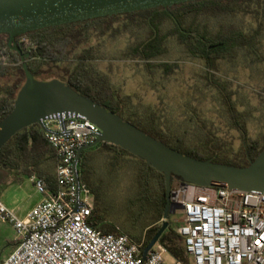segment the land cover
<instances>
[{"label":"trees","instance_id":"obj_1","mask_svg":"<svg viewBox=\"0 0 264 264\" xmlns=\"http://www.w3.org/2000/svg\"><path fill=\"white\" fill-rule=\"evenodd\" d=\"M107 33L114 38L129 35L130 39L120 49L106 51L97 44L75 53L93 34ZM15 41L21 52L28 54L26 63L35 79L51 78L47 71L51 64L66 62V83L76 92L183 155L248 166L264 149V79L256 96L257 103L253 104L251 91L232 74L237 68H243L258 72L264 78V0L193 1L168 9L160 7L41 29L21 35ZM102 60L138 61L149 80L168 78L180 62L199 63L201 68L195 71V85L200 93L210 96L211 113L216 119L205 116L193 104L196 98L183 102L179 119L165 109L157 112L150 106L132 103L129 96H122L107 84L105 75L87 68ZM0 79L3 81L1 121L12 111L16 95L25 82L20 55L8 47L6 35H0ZM215 120L226 130L240 134L239 150L225 145L219 136L221 126ZM256 123L260 130L253 138L249 128ZM26 131L27 135L22 137ZM39 140L47 142L45 133L38 125H32L8 141L0 149V155L22 154L26 145L33 146ZM98 147L108 154L109 160L106 163L99 160L105 170L93 172L85 155ZM78 166L79 179L91 193L92 182L98 181L101 185L106 175L119 174L125 178L129 200L138 204L141 212L149 213L138 236L130 235L134 223L111 222L108 211L101 208L100 200L94 196L89 224L102 233L127 235L134 242H141L144 250L161 227L156 224L162 220L165 208L164 176L119 146L108 143L84 151ZM158 242L177 261L189 264L184 241L174 228L168 227ZM16 244L15 240L13 248Z\"/></svg>","mask_w":264,"mask_h":264},{"label":"built area","instance_id":"obj_2","mask_svg":"<svg viewBox=\"0 0 264 264\" xmlns=\"http://www.w3.org/2000/svg\"><path fill=\"white\" fill-rule=\"evenodd\" d=\"M55 131L45 133L57 158L55 190L32 177L45 197L23 219L0 201V219L12 226L17 241L0 264H165L167 250L159 242L144 259L141 242L89 224L94 198L79 179L75 159L78 148L97 138L99 128L84 118H69L63 130ZM170 203L183 207L175 231L189 264H264V194L176 181Z\"/></svg>","mask_w":264,"mask_h":264},{"label":"water","instance_id":"obj_3","mask_svg":"<svg viewBox=\"0 0 264 264\" xmlns=\"http://www.w3.org/2000/svg\"><path fill=\"white\" fill-rule=\"evenodd\" d=\"M193 1L201 0H0V35H6L8 47L20 55L25 75L12 111L0 121V149L18 132L32 125H38L44 133H55L47 127V122H55L59 130H63L65 120L84 118L97 126L100 133L92 143L78 148L75 164H79L84 151L108 143L119 146L161 173L165 182V208L160 229L143 250L144 259L168 229L169 216L183 209L180 204L170 203L174 181L264 194V149L248 166L183 155L79 94L67 83L56 79L36 80L26 63L28 54L21 52L15 39L41 29L160 7L168 9Z\"/></svg>","mask_w":264,"mask_h":264},{"label":"rangeland","instance_id":"obj_4","mask_svg":"<svg viewBox=\"0 0 264 264\" xmlns=\"http://www.w3.org/2000/svg\"><path fill=\"white\" fill-rule=\"evenodd\" d=\"M117 23L114 24L115 27L118 26ZM128 36L120 35L114 38L108 33L104 36L93 34L86 44L78 46L75 53L83 48L97 44H101V47L106 51L120 49L130 39ZM66 65V62L51 64L50 69L47 71L51 73L52 77L47 78L45 76L37 78L36 80L46 82L56 79L66 83L68 75ZM90 67L97 73L105 75L108 81L107 84L121 93L122 96H129L131 102L134 104L150 106L157 112L165 109L164 111H169L173 117L179 119L182 113L183 102L187 99L196 98V101L192 100L193 104L198 106L205 116L216 119L215 115L211 113L210 96H205L204 93H200L195 85V71L201 68L199 63L189 61L180 62L179 67L171 76L164 79L156 77L153 80H149L138 61L102 60L92 63L87 68ZM232 74L238 78L240 84L251 91L253 104H256V96L261 91L263 76L258 72L254 73L249 69L243 68H237ZM215 122L221 126L219 136L225 145L232 146L235 151L239 150L241 146L240 134L236 131L226 130L218 120H215ZM47 127L50 130H56L57 124L55 122H47ZM249 129L250 137L254 138L259 132L260 126L256 123L250 126ZM229 155L231 156L233 154L229 153ZM78 170L80 172L79 166ZM26 183L25 188L22 189L23 199L20 203V208L12 211L19 219H23L27 215L31 210V204L33 202H39L42 198V194L37 192L31 183ZM175 183L176 181L172 185ZM91 185L94 186L92 195L100 200L101 208H105L108 211L109 220L120 225L134 223L130 235L136 238L141 227L147 222L149 213L145 211L141 212L138 209V204L129 200V191H127L128 184L125 178L123 180L119 174L116 176L106 175L103 184L100 185L98 181H93ZM1 189L0 194L7 188L4 187ZM2 196L10 201L16 197L10 188ZM182 219L183 215L181 211L170 215L168 218L169 228L178 227ZM15 240V230L6 221L0 219V262L12 253L14 250L13 242ZM175 261L177 260L170 253L167 252L164 254L165 264H173Z\"/></svg>","mask_w":264,"mask_h":264},{"label":"crops","instance_id":"obj_5","mask_svg":"<svg viewBox=\"0 0 264 264\" xmlns=\"http://www.w3.org/2000/svg\"><path fill=\"white\" fill-rule=\"evenodd\" d=\"M2 83L3 81L0 79V86ZM26 135L27 131L24 133V135L23 133L21 134L22 137ZM25 149V152L22 154L9 153L0 155V190H2L1 188L4 187L7 189L10 188L16 195L15 199H11V201L6 200L2 196L7 191L6 189L0 194V201L11 211H15L20 208L19 206L23 199L22 189L25 188L27 184L26 182L31 183L32 186H34L33 182L31 181L32 177H38L42 179L47 190L50 192L54 191L56 188L55 173L57 158L50 149L48 143L46 141L39 140L38 142L34 143L33 146H30V144L26 145ZM101 151L102 148L98 147L86 153L85 155V157L89 160L88 163L93 172H101V170H105L104 166L99 164V160L102 159L105 163L109 160L108 154H105ZM44 197L45 196L42 195V198L39 202H41ZM39 202H33L31 204V209ZM161 221L156 225H160Z\"/></svg>","mask_w":264,"mask_h":264}]
</instances>
